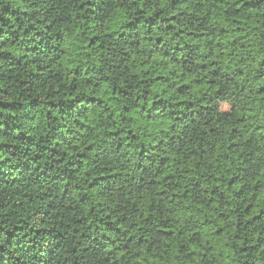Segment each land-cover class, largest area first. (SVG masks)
I'll list each match as a JSON object with an SVG mask.
<instances>
[{
  "label": "trees",
  "instance_id": "trees-1",
  "mask_svg": "<svg viewBox=\"0 0 264 264\" xmlns=\"http://www.w3.org/2000/svg\"><path fill=\"white\" fill-rule=\"evenodd\" d=\"M0 264H264V0H0Z\"/></svg>",
  "mask_w": 264,
  "mask_h": 264
},
{
  "label": "rangeland",
  "instance_id": "rangeland-1",
  "mask_svg": "<svg viewBox=\"0 0 264 264\" xmlns=\"http://www.w3.org/2000/svg\"><path fill=\"white\" fill-rule=\"evenodd\" d=\"M229 105L228 104H225V107L227 108Z\"/></svg>",
  "mask_w": 264,
  "mask_h": 264
}]
</instances>
